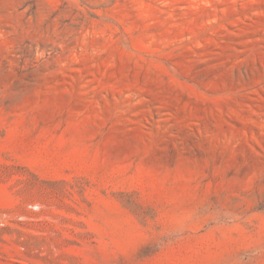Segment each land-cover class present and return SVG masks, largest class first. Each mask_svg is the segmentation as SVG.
I'll return each instance as SVG.
<instances>
[{"label": "rangeland", "instance_id": "1", "mask_svg": "<svg viewBox=\"0 0 264 264\" xmlns=\"http://www.w3.org/2000/svg\"><path fill=\"white\" fill-rule=\"evenodd\" d=\"M0 264H264V0H0Z\"/></svg>", "mask_w": 264, "mask_h": 264}]
</instances>
